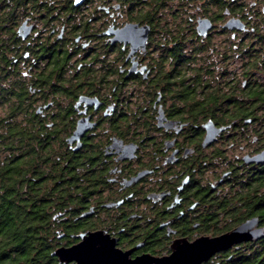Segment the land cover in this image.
<instances>
[{"label": "flooded vegetation", "instance_id": "1", "mask_svg": "<svg viewBox=\"0 0 264 264\" xmlns=\"http://www.w3.org/2000/svg\"><path fill=\"white\" fill-rule=\"evenodd\" d=\"M57 1L68 2L67 6L70 2L77 9L53 10L50 15L54 18L45 26V19L33 18L30 12L17 26L18 30L24 21L30 26L28 35L21 37L26 47L23 59L19 60L26 78L49 70L57 57H66L64 65L60 64L52 77L64 82L70 79L86 83L78 93L57 91V107L49 100L38 103L34 109L43 125L59 126L56 142L61 145L57 157L61 169L66 167L61 159L66 158L67 153L74 154V160L84 157L74 165V173L86 178L85 202L72 223L62 213L57 214L60 244L56 248L76 244L80 241L79 234L102 231L129 261L154 264L155 259L169 258L175 245L229 231L222 230L225 214L221 199L233 186L235 178L264 170V161L246 163L243 160L244 155L252 156L264 149V121L252 122L248 117L233 125H224L225 129L203 146L202 124L207 120L198 124L192 122L189 100L181 99L188 93L174 89L181 86L177 80L183 76L160 72L173 66L172 62L161 63L169 47L160 42L149 50V38L154 30L148 23L138 20L116 23L121 9L126 7L127 12L137 9L132 3L138 0ZM94 2L101 4L89 12ZM151 13L154 22L158 10ZM224 13L239 18L245 26L248 22L231 14L229 9ZM244 15L250 18L247 10ZM210 21L212 28L207 35L213 29V20ZM127 23L149 26L144 53L138 48L129 54V43L112 42L114 34L106 33ZM229 31L232 36L239 32L244 33V37L248 35L246 30ZM47 38L51 41L47 42ZM243 43L246 42L233 46L237 59L246 54L238 51ZM184 78H187L183 81L186 85L188 77ZM247 81L248 78H243L240 86L246 87ZM81 97L91 99L90 103L79 102ZM83 118L91 127L78 140L69 142L78 121ZM146 120L149 125H144ZM62 125L70 127L64 131ZM230 139L234 141L230 149L223 148L224 140ZM231 149L238 151L229 155ZM76 223L82 228L73 232L71 226ZM259 226H262L260 222ZM251 242L234 244L194 263L230 264L238 260ZM55 259L57 264H64Z\"/></svg>", "mask_w": 264, "mask_h": 264}, {"label": "trees", "instance_id": "2", "mask_svg": "<svg viewBox=\"0 0 264 264\" xmlns=\"http://www.w3.org/2000/svg\"><path fill=\"white\" fill-rule=\"evenodd\" d=\"M254 2H261L263 7L261 10L252 6L248 8L249 19L242 12V3L205 0L204 6L205 9L214 6L223 12L229 7L231 14L248 21L246 26L254 23L252 31L239 41L240 44L250 43L238 46V51L246 52L239 55L243 59L240 75L248 78L244 88L239 85L240 77L234 73L227 77V71L195 64L196 54L202 45L190 50L187 44L194 39L205 40L194 29L191 28L188 38L180 33L161 41L169 47L161 63L167 65L172 62L173 66L169 70L160 69V72L183 76L177 80L181 86L174 89L188 93L181 99L189 100V118L195 124L210 119L217 125H233L248 117L252 122L264 121V112L258 113L264 108V81L258 82L254 78L255 74L264 76V0ZM69 4L67 6L68 2L57 0H0V107L4 109V115L0 116V264H57L51 255L60 244L57 214L62 213L72 223V218L85 202L86 178L74 173V165L84 158L83 155L74 160V154L67 153L66 158L61 159L62 165L66 162V167L61 169L57 160L61 145L56 142L59 126L43 125L34 109L38 103L49 100L57 107V91L78 93L86 83L70 79L64 82L52 77L65 63L66 57H57L49 70L38 71L31 78L22 74L19 61L23 59L26 47L17 32V25L23 18L32 12L33 18L45 19L44 26L49 25L48 21L54 18L50 15L53 10L77 9ZM135 4L141 11L136 20L148 23L155 30L151 12L159 10L157 0H138L132 3V7ZM161 4L158 3L159 6ZM218 16L222 14H216V18ZM46 41L51 40L47 38ZM251 43L257 44L258 48ZM227 59V56L223 57V60ZM203 74L209 78H202ZM184 76L189 81L186 85H183L187 79ZM144 125H149V121L146 120ZM69 127L62 125L61 129L66 131ZM236 179L234 184L237 188L231 186L221 199L225 214L222 230L231 229L252 216H257L264 227V170ZM81 228L76 223L71 226V231ZM230 264H264V237L249 243L238 260Z\"/></svg>", "mask_w": 264, "mask_h": 264}, {"label": "water", "instance_id": "3", "mask_svg": "<svg viewBox=\"0 0 264 264\" xmlns=\"http://www.w3.org/2000/svg\"><path fill=\"white\" fill-rule=\"evenodd\" d=\"M227 29L244 30L245 24L239 18H229L223 25ZM212 28V23L207 17H199L196 20L195 30L198 36L205 37ZM30 26L26 22L18 27V34L25 38L28 35ZM147 24L127 23L119 29H109L107 34H114L111 39L130 44V53L138 48L145 52V46L149 33ZM90 103L91 99L81 97L79 102ZM205 129V135L202 145L210 144L216 136L225 129L226 126H216L212 120H207L202 124ZM87 119L78 121L69 142L78 140L79 137L89 128ZM243 160L246 163H261L264 161V149L252 156L244 155ZM258 217L253 216L242 221L229 231L214 237L200 238L192 243L175 245L173 254L169 258L155 259L154 264H197L194 263L199 258H206L215 251L223 250L240 242L254 241L264 237V227H258ZM80 241L68 247H58L51 252L52 256L57 257L58 261L64 264L74 261L75 264H138L126 258L125 253H121L114 248V242L108 238L102 231H93L79 234Z\"/></svg>", "mask_w": 264, "mask_h": 264}, {"label": "rangeland", "instance_id": "4", "mask_svg": "<svg viewBox=\"0 0 264 264\" xmlns=\"http://www.w3.org/2000/svg\"><path fill=\"white\" fill-rule=\"evenodd\" d=\"M229 2L234 1L237 5L242 3L243 4V10L244 13L245 10H248L251 6L254 7L257 10H261L262 3H255L254 0H227ZM161 2V6L158 5V3ZM101 4L100 2H94L88 9L89 12L92 9H95L96 5ZM115 4V3H112ZM241 4V5H242ZM157 6L160 7L158 10V16L157 20L154 21L155 24V30L150 35L149 40L151 41V44L148 46L149 50H151L156 44H160V42L164 39H168L171 35L174 34H183L185 37H189L191 35L190 30L194 29L196 25V20L198 17H209L213 20V29L211 30L210 34L204 38L205 41H198L194 39V41H190L187 44V47L191 50L194 47L202 45L199 49V52L196 54V60L195 64L199 65L202 63V65H208V67L211 69H221L222 71H227L228 75L231 73H234V76L240 77L239 85L243 81V78L241 77L240 73L242 71V60L243 59H237L234 56V51L231 49H234V45L237 44V42L240 41V39H245L244 33H235L234 36H232V33L229 31V29H222V26L224 23L229 19L232 18L228 15H225L223 11H220L219 9H216L214 6H208L205 9V0H157ZM225 8V7H224ZM147 8H145L146 10ZM229 9V7H227ZM126 7L124 9H121L120 15L116 18L117 24H123L124 22L128 21H134L140 15V8L137 6V9H133L130 12L125 11ZM226 10V9H225ZM92 12V11H91ZM222 14V19L218 16L216 18V14ZM117 15V13H116ZM88 18V17H87ZM86 18V19H87ZM103 20V18H101ZM76 20V19H75ZM254 26V23L250 24V26H245L244 30L250 31V27ZM18 26V25H17ZM246 39L245 41H248ZM246 43H250L249 41ZM255 48H258V45H255ZM197 49V48H196ZM159 53V50H158ZM232 55V56H231ZM228 57L227 60H223V57ZM214 76H212V79H214ZM202 78H209L207 75L203 74ZM211 78V77H210ZM254 78H257L258 82L264 81V76L262 74H255ZM211 84H214L211 82ZM264 112V109L259 111L258 113ZM4 115V109L0 107V116ZM225 143H223V148H229L231 146V142H234L232 139L230 140H224ZM237 146V144L235 143ZM238 150L231 149L229 151V155L235 153ZM243 153V152H242ZM241 153V154H242ZM240 154V155H241ZM237 179L235 178V182ZM236 188V184H233ZM234 187V188H235Z\"/></svg>", "mask_w": 264, "mask_h": 264}]
</instances>
